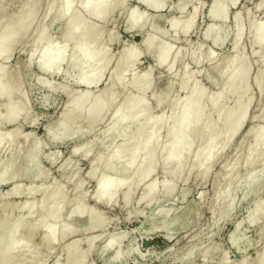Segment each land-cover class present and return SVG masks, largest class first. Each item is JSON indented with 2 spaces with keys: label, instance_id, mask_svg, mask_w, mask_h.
I'll return each instance as SVG.
<instances>
[{
  "label": "clouds",
  "instance_id": "1",
  "mask_svg": "<svg viewBox=\"0 0 264 264\" xmlns=\"http://www.w3.org/2000/svg\"><path fill=\"white\" fill-rule=\"evenodd\" d=\"M27 7L0 21V264H264V143L213 175L208 139L264 120V0Z\"/></svg>",
  "mask_w": 264,
  "mask_h": 264
},
{
  "label": "rangeland",
  "instance_id": "2",
  "mask_svg": "<svg viewBox=\"0 0 264 264\" xmlns=\"http://www.w3.org/2000/svg\"><path fill=\"white\" fill-rule=\"evenodd\" d=\"M21 9H22L21 2L19 0H12L10 11H16V10L21 11ZM166 83H167L166 81H161L160 84H159V87L163 88L166 85ZM225 104H227V101H224L223 105H225ZM260 121H262V119L260 118L259 111L255 107V105H250L249 112H248L247 116L244 118V120L242 121V123H241L240 127L238 128V130L232 136L231 143L229 145H227L226 147L221 148V149H223V151L220 152V155L217 158L218 159V163H216L215 166H214L213 175L222 173L225 170L224 163L227 162L228 160L229 161L232 160L233 157L238 156L240 154V152H241V150H240L241 149V144H243V143L244 144H249V143L252 142L253 134H251V135H249L247 137H244V134L246 132V129L250 125H254V124L258 125L260 123ZM263 125H264V122H263ZM222 130H223V127H221L220 129H216L217 132H220ZM222 146H223L222 144L219 145V147H222ZM65 159L68 160V155L67 154L65 156ZM71 162L72 161L69 160V163H71ZM80 166L82 168H84L85 171H87L88 168L90 167V165H88L87 161L81 162ZM54 175H55V173H54ZM206 179H208V178H206ZM198 184H199V181L197 180L196 174L192 173L191 174V178L189 180V188H194ZM207 187L209 189H211L212 188V184L208 183ZM193 199L194 198L192 196L188 197V201H192ZM192 207H194V205L189 204V208L186 210V213L191 211ZM114 211L118 214L120 212V209L116 208V209H114ZM238 235H239V233H236V236H238ZM144 236H145L146 239H148V238H152V239L157 238L154 233H151V232H149L147 230L145 231ZM41 240H42V233L36 234L34 236L33 240H32V244L40 246L39 243H40ZM184 242L185 241L180 240L178 242L177 246L182 245ZM234 243H237L235 238H234ZM237 246H239L238 243H237ZM39 251H43V249L40 248ZM148 251L154 252L155 249H148ZM247 255L254 257L255 254H254V252L252 250H249ZM228 259L230 261V264H239V262L243 259V255L242 254H231L230 253Z\"/></svg>",
  "mask_w": 264,
  "mask_h": 264
},
{
  "label": "bare ground",
  "instance_id": "3",
  "mask_svg": "<svg viewBox=\"0 0 264 264\" xmlns=\"http://www.w3.org/2000/svg\"><path fill=\"white\" fill-rule=\"evenodd\" d=\"M22 4V9L21 11H9L6 13H0V21L2 22H18L21 20L27 13L28 11V0H19ZM224 98L223 96L217 97V103L223 105L224 104ZM250 108V106H249ZM249 108L247 110H243V115L240 116L239 113H236L231 120L230 124L227 127H223V130L220 132H217L216 129H210L209 130V135L208 139L213 145H220L222 144V147L219 148H224L227 145H229L232 141V136L235 134V132L238 130L240 127L242 121L244 118L247 116L249 112ZM232 110L231 105H227L225 108V113L227 114L229 111ZM264 120L260 121V123L257 125H250L244 134V137H247L251 134H253V139L252 142L249 144H241V151H251L254 146H258L261 143H264V125H263ZM251 140V139H250ZM239 156V155H238ZM238 156H235L232 158V160H235ZM232 160H228L227 162L224 163V167L227 165L231 164ZM35 236V235H34ZM34 238V237H33ZM32 238V240H33ZM32 243V242H31ZM43 243V241H40V245ZM33 245V244H32ZM37 251H39V246L38 245H33Z\"/></svg>",
  "mask_w": 264,
  "mask_h": 264
}]
</instances>
